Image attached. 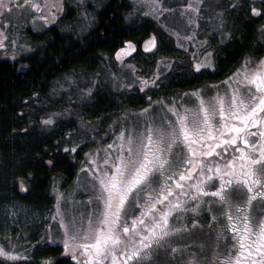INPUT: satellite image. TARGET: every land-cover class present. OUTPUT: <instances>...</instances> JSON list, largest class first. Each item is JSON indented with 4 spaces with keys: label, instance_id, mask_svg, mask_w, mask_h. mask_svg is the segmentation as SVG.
<instances>
[{
    "label": "rangeland",
    "instance_id": "374dc122",
    "mask_svg": "<svg viewBox=\"0 0 264 264\" xmlns=\"http://www.w3.org/2000/svg\"><path fill=\"white\" fill-rule=\"evenodd\" d=\"M32 3L37 4L38 9L32 8ZM129 3L132 10L123 21L128 24L136 19L151 22L158 30L157 47L145 49V41L152 36L156 37L155 33L153 35L150 33L144 39L131 41L134 48L127 55L122 54V59H117V51L127 48L124 44L113 54L103 55L97 61L98 67L95 70L84 72L74 69L59 76L51 83L48 94L43 95L41 101L35 102V110L39 116L36 119L37 128L46 133L54 131L53 144L56 143L59 151L69 153L74 163L78 159V164L70 182L64 181L59 176L49 178L47 193L40 201L41 207L32 206L27 201L29 193L22 194L20 199H16L11 205L8 204L4 208L1 206L0 246L20 253V259L17 261H8L0 257L1 261L13 263L38 259L39 264H44L46 261L49 263L50 259L43 257V252L58 246L60 256L67 258L71 264H76L71 260L70 254L64 253L63 243L60 242L64 230L59 226V216L55 221L52 219L53 214L57 212V191L63 197L60 201L61 215H65L66 220L74 217L77 224L83 220V224L87 226L88 213L103 208L96 199L99 189V183L95 179V175L98 174L97 167H110L103 165L101 159L105 156L107 145H119L117 137L123 128L132 124L143 125L145 120H151L153 117L156 118L157 124L167 119L174 121L175 116L168 112L167 105L174 99L180 102L183 94L191 93L194 89H200L202 94L208 97L217 91L210 86L218 85L219 92L228 91L230 94L231 88L237 87V84L233 79L230 87L226 83L227 78L231 77L237 68H241L246 58L249 59L248 67L252 70L258 67L260 59L264 57V52L258 58L247 54L225 78L206 82L199 81L195 77L196 84L187 90L185 88L166 92L168 86L165 83L173 76L181 78L180 81L184 78L181 81L183 82L192 80L191 76L196 74L203 75L204 72L214 70L217 48L224 45L228 39L226 30L229 32L230 20L225 16L224 4H229L231 9L236 11L241 10L243 6L253 19L261 21L257 42L264 47V32H261L264 14L254 15L251 12L253 6L264 8V3L262 0H161L163 9L167 10H160L159 20L155 18L156 14L145 15L146 12L151 13V8L143 6L138 0H129ZM16 4L24 5V0H13V7L5 10L0 16V30H3L5 45L0 48V60L9 62L31 54L34 51V44H37L36 37L60 22L62 31L66 30L76 35L85 34L94 23L97 12L105 6L106 0H29L28 5L24 7H16ZM188 4H192L193 7H185ZM234 4L239 6L233 7ZM68 8L73 11V16L63 23L62 17ZM40 17H47L50 22L45 23ZM205 53H211L210 63L213 67L207 66ZM158 62H160L159 66ZM196 62L205 65L199 73L192 67ZM141 80H152L155 84L142 86ZM88 89L91 91H86ZM102 92L103 94L99 95ZM164 92L166 93L161 95ZM94 95H99L107 101L110 95L125 100L130 97L138 102L141 99L145 104L142 107L127 109L123 103L124 108L120 113L115 112L112 117L107 116L104 119H92L88 118L87 109L91 110ZM149 98L152 102L163 99L164 103H154L152 109L142 114L140 110L148 107ZM183 102L191 107L195 98L187 95L183 97ZM113 104L116 106V103ZM52 114L55 115L51 125L41 123L44 118ZM73 146L77 148L75 152L70 150L65 152V148L71 149ZM109 151L112 157L119 154L116 148ZM184 151L186 153V149ZM85 153H89V156ZM90 157H95L96 167L91 165ZM178 179V175L174 177V180ZM184 191L188 192L187 189ZM177 198L185 200L184 208L177 209L169 217V234L163 238V246L158 247L153 243L152 251L143 259V264H224L225 256L232 255L235 250H232L233 244L224 234V230H227L225 223L218 219L213 220V217L209 216V211H221L220 206L215 203L209 210L207 201L216 198L204 197L205 207L201 208V204L195 212L192 208L196 202L181 196L173 185L170 199L175 203ZM157 207L161 205L158 204ZM133 209L135 214L140 211L135 204L129 207L128 211L132 213ZM219 213H215L214 216L217 217ZM193 220L196 222L193 223ZM128 223L130 224L131 221L129 220ZM172 228L179 231L172 232ZM50 234L52 240H56L57 243L54 244L49 240Z\"/></svg>",
    "mask_w": 264,
    "mask_h": 264
},
{
    "label": "snow or ice",
    "instance_id": "6c2138e0",
    "mask_svg": "<svg viewBox=\"0 0 264 264\" xmlns=\"http://www.w3.org/2000/svg\"><path fill=\"white\" fill-rule=\"evenodd\" d=\"M138 2L151 8V13L146 12L145 15L156 14L155 18L160 19L161 0ZM28 3L29 0H24V5L15 6L24 7ZM12 7L13 0H0V16ZM31 7L38 9L35 3ZM185 7L192 8L193 5ZM251 12L264 14V8L253 6ZM40 19L50 22L47 17ZM261 32H264V25ZM125 44L127 48L117 51V59H122V54L127 55L134 48L131 41H125ZM144 46L146 50L156 48V37H150ZM3 47V30H0V48ZM210 57L211 53H205L207 66L213 67ZM249 64L246 58L241 68L227 78L226 83L230 87L233 79L237 84L231 88L230 94L228 91L219 92L218 85L210 86L217 91L208 97L200 89H194L183 94L180 102L174 99L167 105L168 112L175 116L174 121L167 119L157 124L153 117L145 120L143 125L132 124L123 128L117 137L119 145H107L101 159L103 165L110 167H97L95 179L99 189L96 199L103 208L88 213L87 226L83 220L77 224L74 217L66 220L65 215H61L60 201L63 197L57 191V212L52 219L60 218L59 226L64 230L60 242L72 261L76 264H143V259L152 251L153 243L163 246V238L169 234V217L185 206L183 199L177 198L175 203L170 199L174 185L181 196L196 202L193 212L204 202L203 197L216 198L207 201L209 210L213 203L220 206V215L227 216L237 241L232 245L234 253L225 256L224 264H264V218L254 223L247 212L257 197H264V57L255 69L250 70ZM204 66L196 62L192 67L199 73ZM140 83L143 86L155 84V81L141 80ZM187 95L195 98L191 107L183 102ZM154 103L163 104L164 100L152 102L149 98L148 107L140 112L146 114ZM54 115L47 116L41 123L51 125ZM255 137L259 139L253 142L251 138ZM113 148L119 153L115 157L109 151ZM69 150L75 152L77 148H65V152ZM85 155L89 156V153ZM208 157L213 159L208 160ZM90 159L91 165L96 167L95 157ZM177 175L179 179L174 180ZM214 180L219 181L218 186L206 187ZM185 187L191 191L185 192ZM133 204L139 207L138 214L134 209L132 213L128 211ZM158 204L161 207L158 208ZM216 219L213 216V220ZM171 231L179 229L172 228ZM49 240L57 243L51 234ZM0 257L17 261L20 253L0 246Z\"/></svg>",
    "mask_w": 264,
    "mask_h": 264
},
{
    "label": "trees",
    "instance_id": "16d2710c",
    "mask_svg": "<svg viewBox=\"0 0 264 264\" xmlns=\"http://www.w3.org/2000/svg\"><path fill=\"white\" fill-rule=\"evenodd\" d=\"M130 5L129 0H106L85 34L62 31L60 22L36 37L37 44H34L31 54L14 62L0 60V208L20 199L17 184L27 181L28 177L32 179V185L27 201L36 207H41L40 201L47 193L51 176H59L66 182L72 180L78 159L74 163L69 153L58 150L52 141L54 131L46 133L37 128L36 119L39 116L35 102L48 94L56 78L74 69L84 72L97 69V61L103 55L113 54L125 41L136 42L134 40L144 39L150 33H155L158 38L157 28L147 20L136 19L137 22L134 20L130 24L123 21L131 13ZM224 8L225 16L230 20L229 32L226 30L228 39L217 48L214 70L203 75L196 74L191 76L192 80L183 82L184 78L180 81L181 78L173 76L165 83L168 86L166 92L187 90L196 84L195 77L199 81H218L225 78L247 54L256 58L263 54L264 47L257 42L261 21L253 19L243 6L239 11L232 10L229 4H224ZM72 16L73 11L68 8L62 22L70 20ZM99 95H94L92 108L87 109L88 118L112 117L115 112H121L123 103L127 109L145 104L140 98L138 102L130 97L125 100L110 95L107 101ZM38 123L40 125V120ZM59 249L57 246L43 252V257L50 259L48 264H71L67 258L60 256ZM0 264L39 263L38 259H28L13 263L0 260Z\"/></svg>",
    "mask_w": 264,
    "mask_h": 264
},
{
    "label": "flooded vegetation",
    "instance_id": "af4514ba",
    "mask_svg": "<svg viewBox=\"0 0 264 264\" xmlns=\"http://www.w3.org/2000/svg\"><path fill=\"white\" fill-rule=\"evenodd\" d=\"M251 139H253V142H255V139H259V137H255V138H251ZM239 143L240 142L238 141V144ZM232 147L234 148L235 146H232ZM230 151H231V149H230ZM213 157H215V154H213ZM213 157H208L207 159L208 160H212ZM215 158L219 159V157H215ZM192 175L196 176V173H192ZM218 184H219V181L218 180H214L213 182H210V184L206 185V187L218 186ZM21 185H23V188L21 187ZM31 185H32V179L29 178V177L27 178V181H19L18 184H17V192H18V194L20 196H22V194H28L29 191H30L29 189H30ZM257 187H259V186H257ZM185 189H187L188 192L191 191L187 187H185ZM207 198H208V196H206V199ZM203 200H204V197H203ZM201 206H202L201 208L205 207L204 206V202L202 203ZM213 208H212V210H213ZM219 211H216V212L209 211V216L213 217L214 214L215 213H219ZM247 212L251 214L252 221L254 223H258L261 218H264V197H257L252 202V206L247 209ZM217 219L220 220L223 224L225 223V227L227 228V230H224L225 231L224 234L226 235V238L231 242V244H236L237 241L234 239V234L231 232V229H230V226H229V222L227 220V216L226 215L225 216H221L220 213H219L217 215ZM221 227H222V225H221ZM236 250H238V249H236Z\"/></svg>",
    "mask_w": 264,
    "mask_h": 264
}]
</instances>
